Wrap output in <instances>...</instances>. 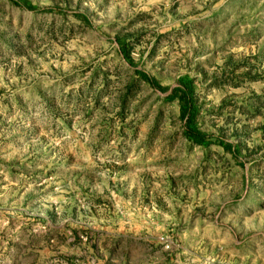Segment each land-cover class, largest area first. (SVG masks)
Masks as SVG:
<instances>
[{
    "label": "rangeland",
    "instance_id": "obj_1",
    "mask_svg": "<svg viewBox=\"0 0 264 264\" xmlns=\"http://www.w3.org/2000/svg\"><path fill=\"white\" fill-rule=\"evenodd\" d=\"M27 1L55 10L0 0V264H264V0Z\"/></svg>",
    "mask_w": 264,
    "mask_h": 264
},
{
    "label": "trees",
    "instance_id": "obj_2",
    "mask_svg": "<svg viewBox=\"0 0 264 264\" xmlns=\"http://www.w3.org/2000/svg\"><path fill=\"white\" fill-rule=\"evenodd\" d=\"M12 4L21 7L23 9L33 11V12H45L54 11V8H39L27 0H9ZM81 19L87 21V18L83 14H79ZM115 42L118 43L120 52L126 61L134 67L137 74L147 83H149L152 88L159 91L165 95L168 101L178 100L180 108V119L182 120L183 133L187 139L192 141L197 145H207V144H217L223 147L225 150L229 151L237 161H241L240 150L238 146L218 135H213L202 131L196 125V118L198 114V106L195 98V86L192 80L182 78L177 81L173 86H163L160 82L152 76L150 73L138 69L131 61L129 56L127 45L125 41L121 39H116Z\"/></svg>",
    "mask_w": 264,
    "mask_h": 264
}]
</instances>
